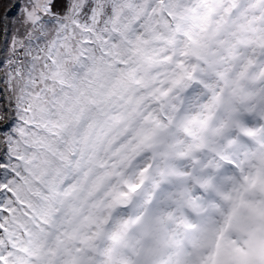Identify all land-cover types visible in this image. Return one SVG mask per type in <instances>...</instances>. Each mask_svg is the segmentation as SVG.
<instances>
[{"label":"snow or ice","instance_id":"obj_1","mask_svg":"<svg viewBox=\"0 0 264 264\" xmlns=\"http://www.w3.org/2000/svg\"><path fill=\"white\" fill-rule=\"evenodd\" d=\"M2 97L0 264H264V0H26Z\"/></svg>","mask_w":264,"mask_h":264},{"label":"rangeland","instance_id":"obj_2","mask_svg":"<svg viewBox=\"0 0 264 264\" xmlns=\"http://www.w3.org/2000/svg\"><path fill=\"white\" fill-rule=\"evenodd\" d=\"M25 2L26 0H0V20L3 21V23L0 24V28L8 25V31H0V49L5 48L7 42L9 41L11 28L19 19L20 11ZM11 4L12 7L10 6ZM5 10H10V13L2 16V13ZM0 104L3 107H7L9 105L7 97L0 98Z\"/></svg>","mask_w":264,"mask_h":264},{"label":"water","instance_id":"obj_3","mask_svg":"<svg viewBox=\"0 0 264 264\" xmlns=\"http://www.w3.org/2000/svg\"><path fill=\"white\" fill-rule=\"evenodd\" d=\"M10 6L12 7V4ZM8 13H10V10H5V11H3L2 16L3 15H8Z\"/></svg>","mask_w":264,"mask_h":264},{"label":"trees","instance_id":"obj_4","mask_svg":"<svg viewBox=\"0 0 264 264\" xmlns=\"http://www.w3.org/2000/svg\"><path fill=\"white\" fill-rule=\"evenodd\" d=\"M6 26H8V25H6ZM0 106H1V104H0Z\"/></svg>","mask_w":264,"mask_h":264}]
</instances>
